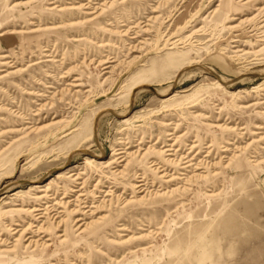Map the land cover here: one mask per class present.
<instances>
[{
	"label": "rangeland",
	"instance_id": "obj_1",
	"mask_svg": "<svg viewBox=\"0 0 264 264\" xmlns=\"http://www.w3.org/2000/svg\"><path fill=\"white\" fill-rule=\"evenodd\" d=\"M0 264H264V0H0Z\"/></svg>",
	"mask_w": 264,
	"mask_h": 264
},
{
	"label": "bare ground",
	"instance_id": "obj_2",
	"mask_svg": "<svg viewBox=\"0 0 264 264\" xmlns=\"http://www.w3.org/2000/svg\"><path fill=\"white\" fill-rule=\"evenodd\" d=\"M153 16H154V15H153ZM50 103H51V102H50ZM34 127H35V126H34ZM37 127H38V126H37ZM30 129H31V128H30ZM162 150H163V149H162ZM124 155H125V154H124ZM176 162H177V161H176ZM141 185H142V184H138L137 186H141ZM88 211H89V210H88ZM79 220H81V218H79L78 221H79ZM82 225H83V224H82ZM85 225H86V224H85ZM85 225H84V226H85ZM80 226H81V225H80ZM22 231H23V230H22ZM18 234H19V233H18ZM31 239H32V238H31ZM34 239H35V238H34ZM39 240H40V239H39ZM30 242H32V243L34 242V243H35L36 241H31V240H30ZM38 242H39V241H38ZM42 242H43V241H42ZM27 243H28V242H27ZM34 243H33V245H35ZM10 250H12V249L10 248Z\"/></svg>",
	"mask_w": 264,
	"mask_h": 264
}]
</instances>
